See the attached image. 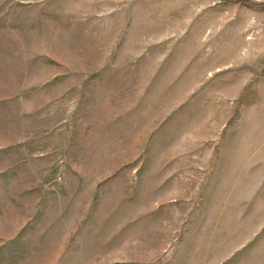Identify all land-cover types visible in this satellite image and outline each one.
I'll return each instance as SVG.
<instances>
[{
    "label": "rangeland",
    "instance_id": "obj_1",
    "mask_svg": "<svg viewBox=\"0 0 264 264\" xmlns=\"http://www.w3.org/2000/svg\"><path fill=\"white\" fill-rule=\"evenodd\" d=\"M0 264H264V0H0Z\"/></svg>",
    "mask_w": 264,
    "mask_h": 264
}]
</instances>
